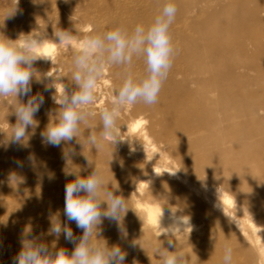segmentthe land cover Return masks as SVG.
Returning <instances> with one entry per match:
<instances>
[{"label": "bare ground", "instance_id": "6f19581e", "mask_svg": "<svg viewBox=\"0 0 264 264\" xmlns=\"http://www.w3.org/2000/svg\"><path fill=\"white\" fill-rule=\"evenodd\" d=\"M152 1H124V5L131 10V15H118L113 18V23L106 31L119 26L129 31L138 24L149 26L142 20L152 19L161 12ZM248 2L249 0H239L241 4ZM191 6L196 4L179 5L175 21L171 25L174 58L169 76L159 93L158 102L151 106L139 102L122 111L117 124L123 125L121 132L118 129L117 134L123 141L116 145L110 143V150L105 156L124 155L119 169L130 179L128 178L129 182L122 188L123 196L127 199L129 190H132V197L138 198V204L142 200L148 202L145 215L155 230L159 231L158 218L163 208L171 209L177 215H184V219L193 217L200 219L201 223L214 226L219 237L207 248L224 251L226 245L231 246L232 264H264V117L261 115L264 111V100H256L251 120L243 118L246 124L253 125L254 131L248 133L245 125L242 135L232 133L233 125H228L223 117L229 101L226 98L228 88L223 83L220 67L213 63L203 49L193 48V39L189 35L188 38L182 36L187 33V24L186 19L179 18ZM113 7L116 9L118 5L114 4ZM262 12L264 0L255 4L254 21H263ZM212 18L211 15L203 13L195 17L197 22L205 25H209ZM81 23L83 27L91 24L103 26V21L99 18L89 17ZM98 26L93 31L87 29L82 37L73 34L82 40L89 34L106 32L99 31ZM37 35L44 34L39 32ZM46 36L54 39L53 35ZM257 37L263 41L260 52H264V35L258 34ZM60 47L51 40L45 45L46 49H53L52 58L55 56L56 65L62 72L60 84L57 85L62 87L65 81L71 82L75 50L68 48L69 51H63ZM49 63L50 61L40 60L44 73L54 68L48 66ZM145 67L142 57L133 58L131 71L134 75L143 76ZM124 71L125 69L118 73L110 67L105 69V73H109L103 77L99 91L102 92V88L107 91L102 94L97 92V101L92 106L93 112L99 113L100 108L110 102L111 89L122 83ZM42 91L45 93L44 97H49L51 102L53 95L59 98L55 92H45L44 87ZM238 99V95L230 96L233 105ZM97 119L94 129L99 137V114ZM67 148H74L75 154L78 152L76 144L64 149ZM54 158L58 163L70 160L64 159L61 154ZM10 160L5 169L14 173L18 167L13 161L18 159ZM41 162L46 173L51 172L57 163L51 162L49 157L42 158ZM96 166L101 170L104 168L103 163ZM174 172L175 176L170 174ZM10 173L8 178L11 177ZM167 215L168 212L165 211V218ZM125 225L128 231L125 241H134L141 250L147 251L150 248L149 242L134 234L128 222ZM185 233L176 234L175 239L186 242L196 236ZM209 237L208 242H211L212 238ZM223 256L224 253L210 259L209 264H224ZM150 257L152 262L159 261L154 254Z\"/></svg>", "mask_w": 264, "mask_h": 264}, {"label": "rangeland", "instance_id": "374dc122", "mask_svg": "<svg viewBox=\"0 0 264 264\" xmlns=\"http://www.w3.org/2000/svg\"><path fill=\"white\" fill-rule=\"evenodd\" d=\"M124 1L126 0H19L15 13L8 16L15 7V0H0V38L7 37L11 40L19 38L18 42H21L26 39L25 35L30 33L35 35L36 32L37 34L42 32L54 36V32L60 30H71L82 37L87 29V31H93L95 26H98L91 24L92 26L83 27L81 22L89 17L102 20L103 26H98L100 27L98 30L104 32L113 23V18L118 15L127 17L131 15V10L124 5ZM261 1L249 0L247 4H241L239 0H174L177 8L183 4H196V6L187 8L188 10L179 18V20L186 19L187 24V33L182 36L188 38L187 35H189L193 39V48L203 49L213 60V63L220 67L223 83L228 88L226 98L229 101L223 117L228 125H233L231 131L238 136L243 134L245 125H247L248 133L254 131L253 125L246 124L243 118L251 120L256 100H264V52H260L263 48V41L257 37L258 34L264 35V19L260 23L254 21L255 4ZM152 2L155 4V8L160 10L165 4L164 0H153ZM114 4H117L118 8L115 9ZM218 6L220 7L218 8ZM201 13L213 17L209 25L196 21L195 17ZM262 14L264 18V12ZM154 18L142 21L150 25ZM81 27L82 29H80ZM60 48L63 51L68 50V48ZM37 63L35 64L38 70L36 78L40 79L46 75H51L52 78H48L43 84L34 82L32 94L35 95L37 92L45 94L42 91L43 87L49 85L53 87L48 93L56 92L60 96L64 88L63 85L62 87L58 86L62 72L56 65L55 56L53 62L50 61L51 64L48 65L54 66V68L52 67L45 73L40 61ZM109 67L118 73L123 72L124 69L121 66ZM108 73H105L104 76H107ZM64 84L68 86L69 91L75 87L69 81H65ZM106 91L107 89L102 88V92H98L102 94ZM234 95H238L239 99L233 105L230 102V96ZM20 99L26 102L27 97ZM17 103L18 100L15 97L0 98V264H12V258L21 247L19 238L29 229L33 234L41 236V243L48 244L50 247L54 246L55 238L47 235L50 218L52 215L60 214V219L63 221L64 186L74 179L72 176L65 175V169H83L88 166L89 162L93 164V167L98 163H103L104 168L98 169L104 177L105 184L110 190L118 188L119 190L115 194L122 196L124 195L122 188L130 179L126 173L119 169L121 161L124 159L123 154L105 156L111 147V142L108 139L101 142L98 151L95 148L91 149L87 143L86 135L90 131L87 128H96L98 112H94V116L89 118L87 124H81L78 142L83 146L73 142L78 147L77 154L69 156V162L58 163L54 156L64 155L67 151L64 148L69 145L57 148L45 145L42 141L41 132L49 122L55 120L58 108V105L51 102L47 96L44 105L35 117L38 125L34 129H29V136L25 138L26 144L23 146L10 144L8 141L12 135V126L16 123V117L12 110ZM261 115L264 117V111ZM251 146L253 147L252 144ZM47 157L51 162H57L55 168L49 173H46L41 162L42 158L46 159ZM13 158L21 161L23 167L10 173L5 167ZM91 171L92 167H87V171L81 172V175L86 176ZM8 173L11 174L10 178L7 176ZM131 191L129 190L128 198L125 199L126 207L129 210L121 221L124 232L118 233L117 226L104 220L100 226L101 236L107 239L109 245L121 244V247L128 253L126 264H160L159 259V261L152 262L150 256L154 254L155 247L162 244L160 240L164 238L160 237L158 240L159 231L154 229L145 215L148 202L142 200L141 204H138V198L132 197ZM190 218L195 225V230L190 233V229H188L185 232L196 234V236L186 242H177V249L190 258V264H209L210 259L224 253L222 250L207 248L219 237V234L215 231L214 226L206 222L201 223L199 218L200 221L197 218ZM53 220L55 221V217ZM126 222L134 234L140 236L143 241L149 242L150 248L147 251L141 250L137 245L135 247L128 246L130 243L125 241V235L128 234ZM69 227L72 228L76 236L82 235L74 223H69ZM200 231L203 232L199 233L200 235L197 234ZM209 236L212 238L211 242H208ZM164 246L167 247L166 244ZM55 248H65L70 253L74 245L61 236L58 241H55ZM169 250L175 251L174 248Z\"/></svg>", "mask_w": 264, "mask_h": 264}, {"label": "clouds", "instance_id": "9594fccd", "mask_svg": "<svg viewBox=\"0 0 264 264\" xmlns=\"http://www.w3.org/2000/svg\"><path fill=\"white\" fill-rule=\"evenodd\" d=\"M18 3L19 0H15V7L8 16L15 13ZM177 11L176 4L167 0L160 14L147 27L138 24L129 31L119 26L102 34H89L82 40L71 30L55 31L54 39H49L46 34L31 33L25 35L26 39L21 42H18L19 38H0V98L15 97L18 100L12 110L16 123L12 126L13 131L8 142L25 145L29 129L38 125L35 117L44 105L45 97L40 92L33 95L32 85L34 82L43 84L45 80L52 78L51 75H46L37 79L38 70L35 67L36 62L40 60L53 62V49L45 48L49 40L58 46L75 50L74 72L71 78L75 87L69 91L68 86L63 83L64 91L59 98L52 96L58 108L55 120L49 122L41 132L42 141L57 148L71 145L73 142L81 144L78 142L80 126L87 124L89 118L94 116L92 106L97 101L100 83L105 69L109 66H121L125 69L122 83L111 89L110 102L99 110V137L92 127H88L90 131L86 140L91 149L95 148L97 151L101 142L106 139L115 145L123 141L117 134V130L121 132L123 125L117 124L122 111L139 102L149 106L157 103L162 86L169 76L174 58L170 28ZM134 57H142L144 60L146 67L143 76H136L131 71ZM51 87L53 86L45 85L44 91H51ZM23 97H27L26 102L20 99ZM71 155H75V149L67 148L65 159ZM13 163L18 168L23 167L19 160ZM87 167H92L90 174L81 175V172L87 171ZM87 167L78 170L65 169V175L74 179L64 186L63 221L60 214L50 218L47 235L55 238L54 246L41 243V236L33 234L29 229L19 238L21 247L12 258V264H126L127 251L120 243L109 245L100 231L104 220H108L117 226L120 233L124 232L121 221L129 210L125 198L115 194L118 188L109 189L95 165L93 167L89 162ZM170 174L175 176L176 172ZM165 211L168 212L167 218ZM69 223H74L82 235L76 236ZM158 223V240L160 237L164 239L160 240L162 244L155 247L154 255L160 260V264H190V258L177 249L178 241L175 236L183 233L185 229H190V233L195 230L191 218L184 219V215H177L171 209L163 208ZM61 236L74 245L70 253L65 248H55V241ZM136 245L133 241L128 246ZM173 248L175 251L169 250ZM232 253L231 246L226 245L224 264H232Z\"/></svg>", "mask_w": 264, "mask_h": 264}]
</instances>
